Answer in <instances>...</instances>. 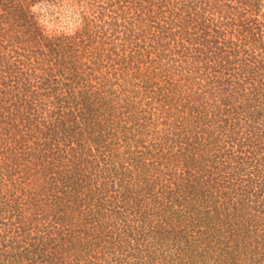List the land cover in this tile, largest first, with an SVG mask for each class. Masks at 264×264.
<instances>
[{"label":"trees","instance_id":"16d2710c","mask_svg":"<svg viewBox=\"0 0 264 264\" xmlns=\"http://www.w3.org/2000/svg\"><path fill=\"white\" fill-rule=\"evenodd\" d=\"M0 264H264V0H0Z\"/></svg>","mask_w":264,"mask_h":264},{"label":"rangeland","instance_id":"374dc122","mask_svg":"<svg viewBox=\"0 0 264 264\" xmlns=\"http://www.w3.org/2000/svg\"><path fill=\"white\" fill-rule=\"evenodd\" d=\"M48 27H50V26L48 25Z\"/></svg>","mask_w":264,"mask_h":264}]
</instances>
